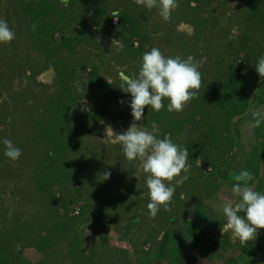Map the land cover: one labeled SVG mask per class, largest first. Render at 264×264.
<instances>
[{"label": "rangeland", "instance_id": "374dc122", "mask_svg": "<svg viewBox=\"0 0 264 264\" xmlns=\"http://www.w3.org/2000/svg\"><path fill=\"white\" fill-rule=\"evenodd\" d=\"M177 4L164 20L157 8L134 0H0V20L15 33L0 43V139L22 153L12 162L0 146V264H146L137 263L143 254L151 264H191L185 247L205 239L203 225L190 223L213 214L214 197L222 203L207 185L212 146H230L233 158L238 144L252 147L246 154L256 137L264 144L254 130L264 117V78L254 66L264 54V0ZM152 47L165 56H191L201 74L181 111L145 108L138 122L150 128L155 121L160 138L168 135L188 151V178L155 216L147 209L144 176L133 175L138 162H126L119 144L102 141L106 126L121 133L117 125L132 117L118 103L130 99L118 74H134ZM52 119L67 126L56 137L74 136L77 149L57 150L48 132ZM172 218L183 220L179 228ZM163 227L170 229L158 245ZM207 230L211 244L218 234ZM236 264H264V254Z\"/></svg>", "mask_w": 264, "mask_h": 264}, {"label": "clouds", "instance_id": "9594fccd", "mask_svg": "<svg viewBox=\"0 0 264 264\" xmlns=\"http://www.w3.org/2000/svg\"><path fill=\"white\" fill-rule=\"evenodd\" d=\"M67 3V0H64ZM147 9L157 8L160 17L168 20L172 11L178 6L177 0H134ZM15 38V33L8 22L0 20V43H7ZM260 79L264 78V54L254 64ZM200 71L193 58L182 59L179 56H165L159 48L152 47L142 53L138 61L137 71L132 74L119 73V89L128 94L130 99L118 100L130 109L132 122L129 127L115 133L111 126L105 128L106 143L119 144L121 154L126 162L137 161L135 178L144 176L147 189V209L150 216H155L160 207L168 208L175 187L187 178L190 165L187 164L188 151L181 145L173 143L168 135L159 137V126L155 121L150 128L138 123L150 108L154 112L162 108L168 112H179L195 95L200 87ZM106 77V83L112 85V79ZM167 100V104L163 103ZM260 120L255 121L259 126ZM103 123V121H101ZM2 155L12 162L17 161L21 149L8 138L0 139ZM184 175H181V173ZM110 173L104 172L102 180H107ZM175 182H173L174 178ZM251 179L247 170H240L234 176L232 194L235 201L225 200L220 208L226 222L220 227L222 235L231 232L241 245L254 240L258 229H264V192L254 190L246 181ZM243 182V183H242Z\"/></svg>", "mask_w": 264, "mask_h": 264}, {"label": "crops", "instance_id": "0c3cea01", "mask_svg": "<svg viewBox=\"0 0 264 264\" xmlns=\"http://www.w3.org/2000/svg\"><path fill=\"white\" fill-rule=\"evenodd\" d=\"M262 104V108L259 107V109H264V100L262 101ZM130 122H132V119L126 121V123ZM117 126H122L123 128L120 129L124 131V123H120ZM254 130L261 131L262 133L260 134L262 135L260 137L264 140V117L262 118L259 126L254 127ZM241 131L242 130L240 129L239 133H241ZM253 132L256 134L255 131ZM251 140H253L252 136ZM255 140L256 144L253 146L254 149L252 150V153L250 152L249 154L246 153L250 151L248 149H251L252 147H249L246 142H244V144H238V147L235 148L236 152L234 153L233 158L230 157V146L227 149H222L220 151L216 144V146H212L214 148L211 149V151L208 153L207 156L214 157L212 159L209 158L212 160L210 166L212 170H210V172H214V174L210 178H208L207 185L214 187L212 196H215L217 194L219 200H221L222 203L225 200H232L233 202L235 201L236 197H234L232 194V186L235 182L234 176L237 175L242 169L247 170L251 176V179L246 181L247 185L252 187L256 191L264 192V144H262L263 141L258 142V137H256ZM240 146L242 147L241 149ZM219 163L222 165H220ZM227 170L228 172L223 173V175L220 173L221 171L225 172ZM201 184V188L203 189V182ZM214 199H217V204L216 202L212 204L214 210L213 214L211 213V216L209 218H206L205 220L194 219V221L190 223V227L203 225L202 228L204 229L201 230L203 231L201 236L205 240H194L193 244L188 245L190 246L188 250L186 249L187 246L185 247L183 256L187 257V259H190L191 264H202V261H207V263L210 264H236L246 262L248 259L260 258L264 254V229H258V234H256L255 239L249 240L244 245H241L238 239H234L230 231L222 235V233L220 232V227H222L223 223L226 222V218L223 216V214H218L221 211L220 206L222 203L218 201V198L214 197ZM199 210L200 207L197 209V211L199 212ZM197 211L195 215L198 214ZM172 219H170L171 223L173 221L175 223L173 226L176 227L178 225L179 228V225L183 220L176 221L174 220V218ZM209 223L215 224L216 230L213 229L212 231H210L208 229ZM168 229H170V227H163L162 230L159 229V235L157 237L158 245L163 243V240L161 239L163 238V236L167 235L165 233ZM206 230L208 231L210 237H212L214 233L218 234L216 238L212 239L211 244L209 243L211 242V240L209 237H207ZM186 234H189L188 231L186 232ZM11 243H13V241H11ZM204 246L206 247L204 248ZM144 255L145 254L137 255V263L142 260L143 262H147L146 264H151V262L148 263V261L151 260V258H149L150 256ZM208 255L212 256L213 263L210 261V257Z\"/></svg>", "mask_w": 264, "mask_h": 264}, {"label": "trees", "instance_id": "16d2710c", "mask_svg": "<svg viewBox=\"0 0 264 264\" xmlns=\"http://www.w3.org/2000/svg\"><path fill=\"white\" fill-rule=\"evenodd\" d=\"M45 40H42L41 39V42H42V44H43V42H44ZM61 87V85H59L58 84V86H57V89H59ZM62 87H63V84H62ZM57 103H60L59 101L57 102ZM129 113H130V110L129 111H127V113L126 114H128L129 115ZM125 119V120H124ZM130 120V119H132V117L131 118H128L126 115L124 116V118L121 120V122L120 123H125L127 120ZM55 122H57L56 123V126H57V130L55 129ZM119 123V124H120ZM118 124V123H117ZM65 127H67V126H64V122H58V121H55V120H51V123H50V130L48 131L49 133H51L53 136H52V138L51 139H54L55 138V140H52V141H54V144H55V146H56V148H57V150H59V151H63V152H66V150H73V149H77V144H76V141H75V138H74V136H70V138H68V139H64V137H56V135H58L59 133V131H62V130H64V128ZM76 146V147H75ZM63 157H67V154H64L63 155ZM6 167H8V164L7 165H5ZM62 224V223H61ZM78 247V246H77ZM102 259L104 260V261H106L107 259H104V256L102 257Z\"/></svg>", "mask_w": 264, "mask_h": 264}]
</instances>
